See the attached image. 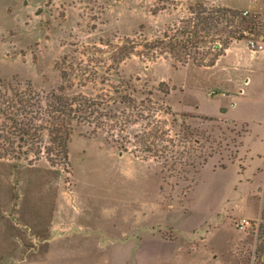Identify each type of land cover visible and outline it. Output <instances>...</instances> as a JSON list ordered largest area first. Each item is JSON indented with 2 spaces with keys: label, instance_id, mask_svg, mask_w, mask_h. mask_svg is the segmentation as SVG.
<instances>
[{
  "label": "rangeland",
  "instance_id": "obj_1",
  "mask_svg": "<svg viewBox=\"0 0 264 264\" xmlns=\"http://www.w3.org/2000/svg\"><path fill=\"white\" fill-rule=\"evenodd\" d=\"M254 2L0 0L4 105L17 90H62L113 116L96 132L76 128L60 162L46 135L41 151L19 147L0 113V264H200L202 246L231 264H264V217L259 227L243 217L263 201L235 186L240 149L263 129L262 107L249 103L263 101L237 92V49L214 69L170 51L152 59L143 47L166 33L178 41L186 26L194 35L210 14L231 24L205 30L191 54L213 52L234 30L245 37L229 46L257 49L264 9Z\"/></svg>",
  "mask_w": 264,
  "mask_h": 264
},
{
  "label": "trees",
  "instance_id": "obj_2",
  "mask_svg": "<svg viewBox=\"0 0 264 264\" xmlns=\"http://www.w3.org/2000/svg\"><path fill=\"white\" fill-rule=\"evenodd\" d=\"M203 11L205 12V9L201 12ZM221 11L232 12L237 15L242 14V11L236 12L231 8H221ZM199 17L200 15L197 16V18ZM222 21H227V25H230L232 20H226L225 15L213 19L212 15L207 14L200 19L202 26L197 25V30L193 31L194 35L190 33L192 30L188 29L189 26H186L187 28L181 32L178 41H173L174 37L169 36L167 33L154 40L144 39L145 54L153 59L171 52L181 64L191 61L198 66H212L219 56L225 53L230 42L245 37L242 33L235 34L234 30L222 40L217 37V40H221V46L219 47V43L215 40L208 47L213 52L206 53L204 51L201 53L194 50V54H191L193 48L207 41L206 37L209 33L205 30H209L211 26H215ZM125 42L129 43L132 48L134 47L133 40H126ZM119 53L126 56L129 49H121ZM5 95V93L0 94V113L11 121L10 127L13 128L14 134L21 140L19 147L27 145L31 148L37 147V151H41L40 144L44 142L43 135H46L48 141V144L44 146L46 153L49 155L55 153L53 160L58 159L60 162H66L68 141L76 128L85 125L86 130L90 133L96 132L97 129L104 127V118L113 117L110 115V111L107 110L108 104L105 103L102 107L101 104L103 103L97 102L93 98L83 95L69 96L63 93L62 90L45 94L32 88L17 90L13 94L15 100H6L8 102L6 106L4 105ZM102 108L106 109V112L101 111ZM114 117L118 118L116 115Z\"/></svg>",
  "mask_w": 264,
  "mask_h": 264
},
{
  "label": "crops",
  "instance_id": "obj_3",
  "mask_svg": "<svg viewBox=\"0 0 264 264\" xmlns=\"http://www.w3.org/2000/svg\"><path fill=\"white\" fill-rule=\"evenodd\" d=\"M263 2L264 0H255L253 8L263 10L264 7H261ZM243 43H245V45H243ZM234 47L237 49L238 53L233 66L236 71H243V76H241L243 79L242 84L236 85L237 92L241 97H245L247 101L248 98L244 96L246 94L254 101L259 99L263 101L249 103L252 107L255 105L262 107V109L256 108L254 114L258 116L255 121H261V123L258 124L262 125L263 129L260 130V132L258 131L256 137H253L252 141L247 143L246 147L240 149L241 165L239 166V171L236 176L238 179H236L235 183V186L239 188V183L244 181L247 186L242 195L247 194V197L251 196L252 198L261 199V201H263L253 213L243 215V217L248 218V220L256 221L254 224L259 227V222L264 217V46L261 45V47L257 49H250L246 41L232 43L231 46L226 49V53L216 60L212 68L215 69L219 67ZM244 53H246V57ZM244 61L246 63H243ZM231 105H233V103H231ZM232 121H234V119ZM237 122H239V119ZM197 253H201L200 255H202V257H200V264H231L229 260L215 254L214 251H210V249H206L205 246H202V249L198 248L196 250V254Z\"/></svg>",
  "mask_w": 264,
  "mask_h": 264
},
{
  "label": "built area",
  "instance_id": "obj_4",
  "mask_svg": "<svg viewBox=\"0 0 264 264\" xmlns=\"http://www.w3.org/2000/svg\"><path fill=\"white\" fill-rule=\"evenodd\" d=\"M251 45L253 46V43H251ZM236 225L238 227H240V228H244L246 225H248V220L245 219V218H242V219L238 220V222L236 223Z\"/></svg>",
  "mask_w": 264,
  "mask_h": 264
}]
</instances>
